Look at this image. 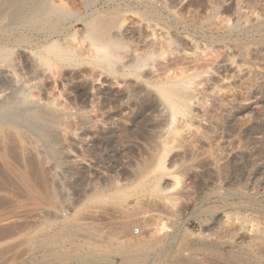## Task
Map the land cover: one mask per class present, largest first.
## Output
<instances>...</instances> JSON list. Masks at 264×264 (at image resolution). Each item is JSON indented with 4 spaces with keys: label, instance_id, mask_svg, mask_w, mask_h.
<instances>
[{
    "label": "rangeland",
    "instance_id": "374dc122",
    "mask_svg": "<svg viewBox=\"0 0 264 264\" xmlns=\"http://www.w3.org/2000/svg\"><path fill=\"white\" fill-rule=\"evenodd\" d=\"M262 239L264 0H0V264H264Z\"/></svg>",
    "mask_w": 264,
    "mask_h": 264
},
{
    "label": "bare ground",
    "instance_id": "6f19581e",
    "mask_svg": "<svg viewBox=\"0 0 264 264\" xmlns=\"http://www.w3.org/2000/svg\"><path fill=\"white\" fill-rule=\"evenodd\" d=\"M98 23V22H97ZM137 27V26H136ZM135 29V28H134ZM132 30V29H131ZM136 30H138V29H136ZM102 46H104V45H102ZM107 46V45H106ZM105 47V46H104ZM107 49V48H106ZM107 51H105V53H106ZM108 55V54H107ZM190 88V87H189ZM166 91H167V98H175V96L176 97H178L176 100L177 101H179V98L180 97H183V96H185L187 93H188V90H187V88L184 86V85H173L172 87H170L168 90L166 89ZM191 93H189V95H190ZM188 95V94H187ZM188 95V96H189ZM166 97V96H165ZM186 98V96L184 97V99ZM168 99V100H169ZM183 99V98H182ZM172 103H175V102H173V101H171ZM179 103V102H178ZM177 103V104H178ZM180 103H182V102H180ZM180 103L178 104L179 106H180ZM184 104L182 103V106H183ZM176 106V105H175ZM174 107V106H173ZM181 107V106H180ZM183 109V108H182ZM185 109V108H184ZM227 170V169H226ZM169 172V171H168ZM170 173V172H169ZM167 173H164V175H166ZM166 176H168V175H166ZM71 226V225H70ZM262 230V229H261ZM75 232H77L76 230H74ZM80 231H82V230H80ZM92 231V230H91ZM90 231V232H91ZM234 231V230H233ZM85 232V231H84ZM87 232V231H86ZM79 233V232H78ZM92 233V232H91ZM233 233V232H232ZM257 234V233H256ZM90 236V235H89ZM258 236V235H257ZM262 236V235H261ZM174 237V236H173ZM234 237V236H233ZM235 238V237H234ZM263 238V237H262ZM94 239V238H93ZM235 240V239H234ZM233 240V241H234ZM258 240H259V238H258ZM64 241V240H63ZM143 242V241H142ZM258 242H261L260 244H261V246H262V251H264V239H262L261 241H258ZM44 243V242H43ZM257 244V243H256ZM259 244V243H258ZM259 244V245H260ZM255 245V244H254ZM138 246V245H137ZM150 246H152V244L150 245ZM253 246V245H252ZM258 246V245H257ZM261 246H260V248H261ZM133 247H135V246H133ZM131 245H130V248H132V249H134ZM142 247H148V246H146V245H144V246H142ZM154 247H156V246H154ZM153 247V249H155ZM130 248H129V250H130ZM140 248V247H139ZM146 248H145V250H146ZM150 248V247H149ZM164 248V247H163ZM64 250V249H63ZM67 250V249H66ZM152 250V249H151ZM151 250H149V251H151ZM132 251V250H131ZM260 251V250H259ZM89 252V251H88ZM147 252V251H146ZM61 254V253H60ZM103 254V253H102ZM221 256V255H220ZM223 256V255H222ZM235 259H238L242 264H248V262H247V255L244 253V255H240V254H235ZM63 257V256H62ZM234 257V256H233ZM153 260V259H152Z\"/></svg>",
    "mask_w": 264,
    "mask_h": 264
}]
</instances>
